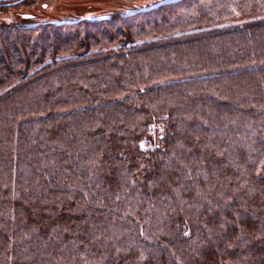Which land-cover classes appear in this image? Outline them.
<instances>
[{
  "label": "trees",
  "instance_id": "obj_1",
  "mask_svg": "<svg viewBox=\"0 0 264 264\" xmlns=\"http://www.w3.org/2000/svg\"><path fill=\"white\" fill-rule=\"evenodd\" d=\"M112 14L0 25V264H264V0Z\"/></svg>",
  "mask_w": 264,
  "mask_h": 264
},
{
  "label": "rangeland",
  "instance_id": "obj_2",
  "mask_svg": "<svg viewBox=\"0 0 264 264\" xmlns=\"http://www.w3.org/2000/svg\"><path fill=\"white\" fill-rule=\"evenodd\" d=\"M166 0H36V4L18 11L0 12V25L20 24L30 26L47 21L72 20L86 15L121 13L130 15L138 11L159 6ZM10 4L14 0H0ZM29 15V18H22ZM113 15V14H112ZM147 145H144V148Z\"/></svg>",
  "mask_w": 264,
  "mask_h": 264
},
{
  "label": "water",
  "instance_id": "obj_3",
  "mask_svg": "<svg viewBox=\"0 0 264 264\" xmlns=\"http://www.w3.org/2000/svg\"><path fill=\"white\" fill-rule=\"evenodd\" d=\"M23 0H19L17 1L16 3H19V2H22ZM179 0H166V1H163L161 3H159V5H164V4H167V3H173V2H177ZM108 16H92V17H82L80 19H78L77 21H101V20H104L106 19ZM77 21H70V20H60V21H53V22H50L48 24H51V25H54V26H62V25H68V24H73L74 22H77Z\"/></svg>",
  "mask_w": 264,
  "mask_h": 264
},
{
  "label": "flooded vegetation",
  "instance_id": "obj_4",
  "mask_svg": "<svg viewBox=\"0 0 264 264\" xmlns=\"http://www.w3.org/2000/svg\"><path fill=\"white\" fill-rule=\"evenodd\" d=\"M19 1V0H18ZM16 3V2H15ZM10 4H14V3H10ZM10 4H5V5H10ZM95 16H99V15H95ZM101 16H108V15H101ZM29 18V15H23L22 18ZM85 17H92V16H85Z\"/></svg>",
  "mask_w": 264,
  "mask_h": 264
}]
</instances>
